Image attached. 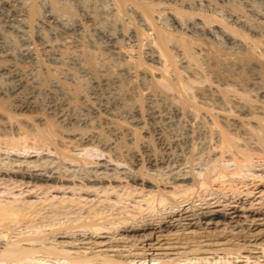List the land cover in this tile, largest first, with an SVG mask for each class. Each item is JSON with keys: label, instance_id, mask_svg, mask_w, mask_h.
I'll return each instance as SVG.
<instances>
[{"label": "rangeland", "instance_id": "obj_1", "mask_svg": "<svg viewBox=\"0 0 264 264\" xmlns=\"http://www.w3.org/2000/svg\"><path fill=\"white\" fill-rule=\"evenodd\" d=\"M29 1L25 0L26 3ZM107 1L77 0L76 2V0H59L60 4L67 3L66 5L72 7L73 16L79 23L82 22V28L62 34L55 32L54 29L45 25L39 26V28L32 26L31 30L26 35H23L21 33L23 32L21 30L22 25L20 24H23L26 19L25 17L15 15L13 9L10 7V5L16 6V3L10 0V4L7 5L2 3L3 0H0V65H8L9 63L10 66L13 65L10 73L0 72V93L2 92L0 96L9 97L10 103H14L15 101L26 102L27 99L25 98H29L30 94V97L33 98V103L40 106L48 103H61L63 99H65L63 100L65 102H70L71 98L61 94L60 88L52 84H47L43 88L40 80L41 78H48L47 74H49V77L51 76L65 87H75L77 82V85L84 87L82 88L81 86L82 94L84 99L86 98L85 100L81 99L78 101V105L83 103V107L79 105V114L92 123L95 128H98L97 131H101L100 134L105 133L103 134L104 136H107V132L105 131L106 125L102 122L104 119H108V122L111 120V123L120 124L127 128H130L138 120L143 126L155 125L161 129L164 127L163 130L166 128L165 130H172L174 132H182L186 129L193 131L197 129L196 131H198V129H202L203 127L206 132H210L209 129H206L211 124H215L218 130L220 118H224V116H227L225 119L239 121L238 123H242L241 125L244 126H247V123H249L247 127H252V129L264 124V112H262L264 111L263 2L258 0H204L203 2H199L198 0H124L122 4L114 6L113 2L109 3L110 0ZM30 3L38 4L39 0H31ZM40 3L39 7L42 8L43 2ZM119 6L120 9L118 8ZM143 6L151 8L155 16L160 14L162 17L157 19L156 17L152 18L151 15L148 16V14L145 16L142 9ZM136 12H139L143 17H148L147 19L149 22L151 21L153 29L152 27L143 26ZM230 13L242 16L241 18L245 19L242 20L247 23H245L246 27L236 25L229 17L231 16ZM170 14L181 16L183 18L182 21L187 24L194 21L198 25L197 27H204L202 29L204 31L192 32L188 30L187 24L184 25L183 22L181 23L186 27H178L169 18ZM88 15L93 17L92 22L87 20ZM72 21L69 22L68 20L67 23L70 25L74 22ZM207 29L209 30L207 31ZM157 31L165 32L169 41L164 49L168 56V61L162 59V61L156 63V61L151 62L148 60L141 50L146 49L151 43H157ZM103 35L113 37L117 45L115 44L112 47ZM145 35L147 36L145 37ZM39 36L47 39L45 41L50 46H54L53 54L45 53L41 50L42 40L39 39ZM26 37L30 40L28 47L34 48L38 52L35 60L26 59L20 54L22 49L27 46V43L25 44ZM227 37H231V39L236 38L234 40L237 41V44L232 43L229 40L230 38ZM145 38L147 39L144 40ZM149 41L151 42L149 43ZM59 44H61L60 46L63 45V48L58 47ZM79 44L81 48H77L82 49L83 46V51L90 54L89 59L92 57L90 60H93L95 65L94 72H90L85 63H82V61L79 63L78 57L75 58L73 56L77 50L75 47L79 46ZM60 48L68 51V53L62 57L58 56L56 53L60 54ZM242 78L248 82V86L251 85V89L250 86H245L247 89L239 86V89L238 85L229 83V86L232 87V90H230V87L228 89L227 85L221 84V81L224 79L237 81ZM14 90L16 93L10 95V92ZM238 90L242 92H237ZM245 90H250V92L246 91L247 94ZM151 93L155 94L154 99L156 100L152 104L149 101ZM188 93L190 98L186 95ZM182 94L185 97L188 96V105H181ZM176 96L180 97L179 102ZM229 102L230 105H227ZM240 103L242 105L247 104L246 106L252 110H255L256 107H261L260 109L258 108V111L263 117L258 116L256 119H249V121L248 119L238 117L235 110L239 107ZM231 104H233V109L229 107ZM210 106L213 107L212 110ZM150 107H154L157 110L155 115L152 114ZM188 107L190 109H187ZM221 109H223L222 112L220 111ZM225 111H228V113H225ZM232 111L235 112V115H230ZM199 125L201 126L199 127ZM193 126H196V128ZM123 136L125 137V135ZM147 136L149 145L151 144L150 149L153 147L152 149L154 150L151 149V151L155 154H161L158 145L154 142L153 135L149 134ZM135 137L141 139L144 137V134L138 132L135 133ZM45 145L41 143L42 148L38 149V151L31 149L26 151L28 149H23L24 145L22 144L20 147L23 150H20L21 148L18 146L16 148L17 151H15L16 149H12L13 147L11 146L9 147L5 144L2 146L0 142V170L6 173L2 175L3 177L0 176V205H21V208L22 205L23 207L27 205L25 208L29 206H35L36 209L44 208V211L40 212V215L38 214V217H41H39L40 220L33 215V219L34 217L36 218L33 222H23L13 227L15 231L11 235L10 241L25 236L47 234L49 229L58 228L60 224L67 223L66 225H68L76 221V219L85 218L88 216L87 212L94 209H97L99 212L101 211L107 217L111 216L109 219L125 216L127 219H136L137 222H143L144 220L151 219V217L165 218L170 214L175 215L178 211H182V213L195 212L197 210L205 211L209 207L211 211L219 213V217L216 220L220 224L222 223V225H233L230 223L240 220V218L229 219L236 215L227 217L228 214L236 210L238 211V217L244 216V214H247L245 211L250 210L264 214V159L258 156H253L249 162L245 165L243 164L244 167L240 171L241 173L235 172L236 165L234 162H225L220 157L219 151H212V153L211 149L205 151V155H187L190 158L188 157V159L186 156L180 162L181 165L170 164L162 168L153 169L148 174L156 178L157 181L166 183L167 187L165 189L161 188L160 191L166 198L172 201L165 199L167 202L164 200L160 206L158 205L159 203H155L153 204V206L156 205L155 208H151L150 201L152 196L154 197V195L158 194V190L154 185L141 182L142 177L139 176L141 174L137 175L141 179L137 181V184H128L127 178L131 177L133 172L124 164L111 161L107 155L101 153L99 150L94 148L71 150L70 155L76 157L79 161L70 162L58 155L53 150V147L46 145L47 149H51L47 150L44 147ZM213 166L214 174L211 180H209L211 182L210 185L212 184L211 189L192 191L190 188L192 184L190 178L195 180L201 179L206 171L213 168ZM219 171L224 175L220 174L219 176ZM24 172H27L26 174L30 173L29 175L32 174L33 177L37 176L40 181H32L29 178H15L11 175ZM50 179L54 181H49ZM85 179L90 182L102 180L103 183L85 187ZM174 180L188 181L177 183L178 185L176 184V186H170V183ZM185 194L186 197L189 195L188 198L185 197ZM62 201L64 202L63 205H68L67 209L61 207L63 206ZM50 204H52V207ZM148 208L151 209L149 210ZM230 209L233 210L229 211ZM49 211H52L51 215ZM42 213H46L45 216ZM31 218L30 220H33ZM55 225L57 226L55 227ZM223 227L220 226V229ZM4 244L3 242L0 247H3ZM35 255L33 258L36 257L37 259L35 258L33 261L28 260L23 264H66L63 261H55L52 258H48L43 253ZM247 256V252L242 251L241 258L239 259H234L236 255L225 257L221 253L215 255H211L210 253L199 257L189 256L187 260L179 259L174 264H264V253L262 254L261 250L254 251L250 258H246ZM170 259H165L164 262L169 260L168 262L172 263L176 258H172V261ZM161 262H163L162 259L161 261H150V259H147L139 262L135 260L130 264H164Z\"/></svg>", "mask_w": 264, "mask_h": 264}, {"label": "bare ground", "instance_id": "obj_2", "mask_svg": "<svg viewBox=\"0 0 264 264\" xmlns=\"http://www.w3.org/2000/svg\"><path fill=\"white\" fill-rule=\"evenodd\" d=\"M9 1L3 0L2 3L9 5L10 4ZM26 1H28V0H26ZM30 1L26 3L25 0H12V2L16 3V6L10 5V7L13 9L15 15H17L18 17H25V19H26V20L23 19L25 22L21 21V22H23V24H20V25H22L21 30L23 32H21V33L23 35H26L27 32L31 30L32 26H34L35 28H37V27L39 28V26L41 27L42 25L43 26L45 25V26H48L49 28L51 27V29H54L55 32L62 33V34L68 32V31H72L75 29L82 28V25H81L82 22L79 23V21L74 18L72 7H70V5H66L67 4L66 2H65L66 4H64V3L60 4L58 2L59 0L58 1L57 0H39V3L43 2L42 3L43 5H41V7L42 6L43 7L40 8L39 3L34 4V3H30ZM105 1H107V0H105ZM198 1L203 2L204 0H198ZM258 1H261L264 3V0H258ZM76 2H77V0H76ZM111 2H113L114 6H115V5L122 4L124 2V0H110L109 3H111ZM118 8L120 9V6ZM135 8H136V6H135ZM137 9H136V11H137ZM142 9H143L145 16H147V14H148V16L151 15L152 18L156 17L157 19L162 17L160 14L158 16H155L153 11L151 10V8H149L147 6H143ZM235 10L238 12L237 9H235ZM86 11H88V10H86ZM125 11H126V9H125ZM255 12H257V11H255ZM92 13H93V11H92ZM141 13H142V11H141ZM136 15L138 17H140V20L143 23V26L145 25L146 27H152V29H153L151 21L149 22V20L147 19L148 17L141 16V14H139V12H136ZM229 17L236 23V25L238 24L244 28L246 27L247 23L244 22V20H245L244 18H241L242 16L240 17L238 14L233 13V15L231 14V16H229ZM169 18L172 20V22L176 26H178V27L183 26V24L181 23V22H183L182 21L183 18L181 16H178L175 14H170ZM258 18H259V16H258ZM261 18H263V17H261ZM242 19H244V20H242ZM68 20H69V22L72 20L74 22L72 21L73 23H71L69 25L67 23ZM87 20L92 22L93 17L88 15ZM185 24H187V23H184V25ZM197 26L198 25L194 21L188 22V24H187V27L189 28L188 30H191L192 32L193 31H196V32L197 31H204V30H202L204 27L199 28L200 26L199 27H197ZM247 27H249V26H247ZM21 30H19V31H21ZM208 30L209 29H207V31ZM98 31H99V29H98ZM57 33H56V35H57ZM156 33H157V43H155L156 45L151 43V45H148L146 49L141 48L143 50V51L141 50V52L151 62L156 61V63H157L159 61H162V59L168 61V56H167L166 52L164 51V49L166 48V45L169 41V38L165 32L157 31ZM146 36L147 35H145V37ZM103 37L107 40V42L112 47L115 46L116 40L113 37H110V35L109 36L103 35ZM227 38H230L229 40L232 43L237 44V41L234 40L236 38H234V39H231V37H227ZM39 39L42 40L41 50H43L45 53L53 54L54 53V50H53L54 46L53 45L50 46L45 41V40H47L45 38H42L39 36ZM146 39L147 38H145L144 40H146ZM151 41H149V43ZM29 42H30L29 38L26 37L25 44L27 43V46L25 45L26 47H24V49H22L20 54L23 57H25L26 59L35 60L37 58L38 52L36 49L28 47ZM146 43H148V42H146ZM60 45L61 44H59V46L58 45L57 46L63 48V45L62 46H60ZM77 47L81 48L80 44H79V46H76L75 48H77ZM65 48H66V46H65ZM61 50L59 51V49H58L60 54L56 53L60 57H62L64 54L68 53V51H65L63 49H61ZM75 52H76L75 53L76 55L73 54V56H75V58L78 57L77 59H78L79 63H81V61H82V63H85L88 66V69L90 72H94L95 71V65L93 63V60L92 61L90 60V59H92V57L89 59L90 54L83 51V46H82V49L77 48V50ZM79 54L82 56H80ZM141 56H142V54H141ZM223 58H225V57H223ZM75 61H76V59H75ZM226 61H227V59H226ZM9 64L8 65L1 64L0 65V72H2V73L3 72H9L10 73L11 72L10 69H12L13 65L10 66ZM46 71H48V70L46 69ZM12 72H13V70H12ZM12 74H14V73H12ZM47 75H48V78H46V79L41 78V80H40L43 88H45L44 86H46L47 84H52L53 86L60 88L59 91L61 90V92H62L61 94L71 98V101L65 102V101H63L65 99H63L61 97L63 99L61 103H59V102L48 103L46 105L40 106L38 104L33 103V100H32L33 98L30 97V94H29V96L27 94H25L29 97V98H27V97L25 98V99H27L26 102L15 101L14 103H10L9 97H5L4 95L0 96V142L2 143V146L5 144L6 146L13 147L12 149H16V148H18V146L20 147L23 144L24 145L23 149H25V150L28 149L26 151H29V149L38 151V149L42 148L41 143H43V144H46L48 147H53V150L58 155H60L63 159H67L70 162L79 161L76 157L70 155L71 150H84L87 148H91V149L94 148L96 150H99L101 153L107 155L111 161L117 162L120 164H124L133 172V175L131 177L127 178L128 184L129 183L137 184V181L141 180L138 177L141 176L142 177L141 182H144L145 184L154 185V187H156V189L158 190V194L154 195V197L152 196V199L150 201L151 202V206H150L151 208H153V207L155 208L156 205L153 206V204H155V203L156 204L159 203L158 205L160 206L161 203H163L165 199L172 201L171 199L166 198L160 191L161 188L165 189L167 187L166 183H163L161 181H157L156 178L151 177L148 174V172L152 171L153 169L162 168L165 165L167 166L170 164L181 165L180 162L182 160H184L187 155L193 156L195 154V156L196 155L201 156L202 154H204L205 151H207L209 149H211V152L212 151L213 152L219 151V153L221 154L220 157H222V160H224L225 162H234L236 165V169H235L236 173L243 170L242 168L244 167V165L247 162H249L253 156H258L259 158L264 159V124H262L260 127L252 129V127H250V128L247 127L249 123L246 122L247 126L246 125L244 126V125H241L242 123L241 124L238 123L239 121L236 122L233 120L225 119V117H227V116H224V118H220L221 119L219 121L220 126L217 127V128H219L218 130L216 129L215 124L210 123L212 127L210 126L206 129V130L209 129L210 132H208V131L206 132L203 129L204 127L202 129H198V131H196L197 129L195 131H193L190 129L187 130L185 128L186 130H183L182 132H174L172 130H165L166 128L163 130L164 127L161 129L155 125H151L148 127L143 126L142 124H140L138 122V120H136L138 123L132 122L133 124L132 125L130 124L131 127L127 128V127H124L123 125H120V124L111 123V120H110V122H108L109 121L108 119H107L108 121L104 119V120H102V122L104 123V125H106L105 131L107 132V136L106 135L104 136L103 134H105V133L100 134L101 131L100 132L97 131L98 128H95V126H93L92 123L88 122L87 119L81 117V115L79 114L80 113L79 112V105H82L83 103L82 104L80 103L78 105V101L81 99H84V96L82 94V88H84V87L81 85L82 86V88H81L80 85H77V82H76L77 86L75 85V87L74 86L72 88L65 87L62 84H60L57 80L53 79L51 76L49 77V74H47ZM71 75H73V74H71ZM164 75L166 76V74H164ZM225 78H227V77L225 76ZM228 80H230V79H228ZM228 80L224 79V80H222V81L220 80V81H221V84L227 85L228 89L230 87V90H232L231 89L232 87L229 86V83H233L235 85H238V87L239 86L240 87L248 86L247 85L248 82H246V80L243 78L240 80H237V81H233V80L228 81ZM247 80H249V79H247ZM182 82H184V81H182ZM219 83H218V85H219ZM42 86H40V87H42ZM162 86H163V83H162ZM249 86L251 89V85H249ZM240 87H239V89H240ZM257 89H258V87H257ZM32 90H34V89H32ZM83 90L85 91V89H83ZM241 90H238L237 92H239ZM167 91H169V90H167ZM242 91H244V90H242ZM246 91L247 90H245V92ZM248 91L250 92V90H248ZM183 92H185V91H183ZM229 92L232 93L231 91H229ZM14 93H16L15 90L10 92V95H14ZM223 93H225V92H223ZM259 93H261V92H259ZM194 94H195V92H194ZM225 94H227V93H225ZM171 95H172V93H171ZM186 95L189 96V93ZM237 95H239V94H237ZM263 95H262V97H263ZM188 96H186V97L184 95L182 96V98L180 100L182 106L189 104V99L187 98ZM255 96H257V95H255ZM148 97H149V95H148ZM154 97H155V94L151 93L150 98H149V101L151 104L154 101H156L154 99ZM239 97H240V95H239ZM249 97H251V96H249ZM17 98H19V97H17ZM176 98H178V97L176 96ZM179 98L177 100L178 102H179ZM189 98H190V96H189ZM201 99H202V97H201ZM85 103H86V101H85ZM262 103H263V101H262ZM227 105H230V102H229V104L227 103ZM246 105H242L240 103L239 107L236 108V110L234 109L236 111L238 117L245 118L246 120L248 119V121H249V119L250 120L254 119V118L256 119V117H258V116H261V117L264 116V115L262 116V114L258 111V108L260 109L261 107H258V108L256 107V109L254 108L255 110H252V109L248 108ZM222 106H223V104H222ZM232 106H233V104H231V106H229V107H232ZM82 107H83V105H82ZM221 107H219V108H221ZM223 107H225V106H223ZM234 107H236V106H234ZM212 108L213 107H211V110H212ZM215 108H217V107H215ZM187 109H190V108L188 107ZM230 109H233V107ZM150 110H151L153 115H155L157 113V110L154 107H150ZM222 110L223 109H221L220 111L222 112ZM225 110H227V108H225ZM80 111H81V109H80ZM229 111H231V110H229ZM193 112L195 113V111H193ZM193 112H191V113H193ZM232 112H230L231 113L230 115H235V112H233L234 114ZM262 112H264V111H262ZM170 113H172V112H170ZM176 113H178V112H176ZM225 113H228V111H225ZM165 114H166V112H165ZM227 115H229V114H227ZM91 122H93V121H91ZM252 123H250V124H252ZM261 123H263V122H261ZM196 126H193V127L196 128ZM200 126L201 125H199V127ZM203 126H204V124H203ZM35 127H36V129H35ZM80 127H82V128L80 129ZM178 131H180V130H178ZM138 132L144 134V137H142L141 139L135 137V133H138ZM149 134L153 135L154 142H156V144L158 145V147L161 151V154H159V153L155 154L154 152L151 151V149L153 147L150 149L151 144L149 145V142L147 139V137H148L147 135H149ZM123 135H125V137ZM149 141H150V138H149ZM46 145L44 147H46ZM20 148H21L20 150H23L22 147H20ZM46 149H47V147H46ZM43 150H44V148H43ZM47 150H51V149L49 148ZM53 150H52V152H53ZM15 151H17V149ZM37 151H34V152H37ZM211 152H209V153H211ZM32 153H33V151H32ZM209 153H207V154H209ZM189 156H187V158ZM186 163H184V164H186ZM225 171H226V169H225ZM215 172H216V170H215ZM26 173L24 172V173H20V174H11V175H12V177H15V178H21V179L29 178L32 181H36V182L40 181L36 175H35L36 177H33L32 174L29 175L30 173L29 174H26ZM5 174L6 173L4 171L2 172L0 170V176L5 175ZM139 174H141V175H139ZM213 174H214V166H213V168L206 171V173L203 175V177L201 179L195 180L193 178H190V181L192 182V184L190 185L191 186L190 188L192 189V191H197L199 189L200 190L201 189H208V188L211 189L212 184L210 185L211 182L209 180H211V177ZM218 174L220 176V174L222 175L223 173L219 171ZM137 175H139V176L137 177ZM49 181L53 182L54 180L50 179ZM187 181H175L174 180L172 183H170V186H176L177 183H185ZM107 182H108V180H107ZM85 183L86 184L84 186L86 187L88 185L102 184L103 181L98 180L97 182H95V181L90 182V181L86 180ZM183 195H184V193H183ZM188 196L186 197V194H185L186 198H188ZM147 200H149V199H147ZM63 201H62V205L65 202V201L64 202ZM69 204H70V202H69ZM51 205L52 204H50V206ZM60 205H61V203H60ZM70 205H72V204H70ZM73 205H75V204L73 203ZM20 206H8V205L2 206V205H0V229H1L0 230V245L3 242L5 243L3 247H0V264H23V263H26L28 260H32V261H33V259L35 260L36 257L35 258H33V257L35 254H38V253H43L48 258H52L55 261H63L66 264H130V263H132V261H135V260H138V262H139L142 260L145 261L147 259L148 260L150 259V261H159V260L161 261V259H162L163 262H161V263L174 264L177 261H179V259L187 260V258L189 256L199 257L201 255H208L210 253H211V255L221 253L225 257L236 255V258H234V259L241 258V251L247 252L248 256L246 258H250L251 254H253V252L256 250H261L262 254L264 253V214H262L261 212H258V211H254V210L245 211L249 215L244 214V216H241V217H238V215H237L238 211L237 210L233 211L232 213L228 214L227 217L229 218L233 215H236V216L229 218V219L233 220L235 218H240V220L237 222L230 223L233 225L224 224L225 225L224 226V225H222V223L220 224V222L216 220V218L219 217V213L218 212L215 213V212L211 211L209 207H207L205 209V211L197 210L195 212L189 211L187 213H182V211H178L175 215L170 214L169 216H166L165 218L164 217H159V218L151 217V219H149L147 221L146 220L143 221V219L141 218L143 222H137L136 219L135 220L127 219V218H125V216H123L122 218H117V219H113V218L109 219V217H111V216L107 217L101 211L99 212L97 209H96L97 211L94 209V210H89L87 212L88 216L85 215L86 217L85 218L83 217L82 219H80L81 221L76 219L77 222L73 221L71 224L69 223L68 225H66L67 223L62 224V225L60 224L58 226V228L49 229L47 234L35 235V236H25L24 235L25 237L20 236L21 238H18L14 241H12V240L10 241L11 235H13V233L15 231V230H13V227H15L16 225L21 224L23 222H33L36 219L35 217H38V214L40 212L44 211V208L36 209L35 206H29L27 208H25V206H27V205H24V207L22 205V208ZM47 206H48V204H47ZM61 207L63 209H67L68 205L67 206L63 205ZM62 208H61V210H62ZM57 209H56V212H57ZM51 210H54V209H51ZM82 210L85 211L84 209H82ZM149 210H147V211H149ZM231 210H233V209H230L229 211H231ZM45 211H47V210H45ZM62 212H63V210H62ZM46 213H42V214H44V216H45ZM42 214H41V216H43ZM51 214H52V211L50 212V215ZM117 214H119V213H117ZM33 215L35 216L34 219H33ZM30 217H32L31 219H33V220H30ZM120 217H121V215H120ZM131 217H134V216H131ZM40 218H39V220H40ZM35 222H37V221H35ZM56 226L57 225H55V227ZM220 226H222V227L224 226V227L220 229ZM49 228H50V226H49ZM257 247H259V248H257ZM35 256H37V255H35ZM43 258H45V257H43ZM168 258H171V259L176 258V259H174L173 261L170 259V261H172V263H169L168 262L169 260L164 262V260L165 259L167 260ZM39 260H40V258H39ZM40 261H42V260H40ZM50 261H51V259H50ZM46 262H47V260H46Z\"/></svg>", "mask_w": 264, "mask_h": 264}]
</instances>
